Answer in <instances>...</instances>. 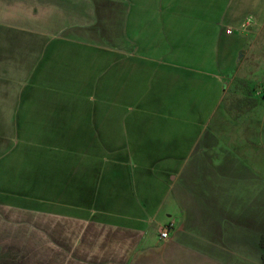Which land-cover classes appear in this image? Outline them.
<instances>
[{"label":"crops","instance_id":"crops-1","mask_svg":"<svg viewBox=\"0 0 264 264\" xmlns=\"http://www.w3.org/2000/svg\"><path fill=\"white\" fill-rule=\"evenodd\" d=\"M263 238L264 0H0V264H264Z\"/></svg>","mask_w":264,"mask_h":264},{"label":"rangeland","instance_id":"rangeland-1","mask_svg":"<svg viewBox=\"0 0 264 264\" xmlns=\"http://www.w3.org/2000/svg\"><path fill=\"white\" fill-rule=\"evenodd\" d=\"M257 88V83L254 82H244V81H235L233 87H232V91L230 92V102L232 101L231 99H233V95H246L245 97H249L247 100L248 102H250V96H251V92H253V95L255 96V98L258 97L255 89ZM247 104V103H246Z\"/></svg>","mask_w":264,"mask_h":264},{"label":"built area","instance_id":"built-area-1","mask_svg":"<svg viewBox=\"0 0 264 264\" xmlns=\"http://www.w3.org/2000/svg\"><path fill=\"white\" fill-rule=\"evenodd\" d=\"M227 32H230V30H227ZM168 236H169V230L167 228L163 229L161 232V238L166 239Z\"/></svg>","mask_w":264,"mask_h":264},{"label":"trees","instance_id":"trees-1","mask_svg":"<svg viewBox=\"0 0 264 264\" xmlns=\"http://www.w3.org/2000/svg\"><path fill=\"white\" fill-rule=\"evenodd\" d=\"M262 247L264 248V238L262 239Z\"/></svg>","mask_w":264,"mask_h":264}]
</instances>
